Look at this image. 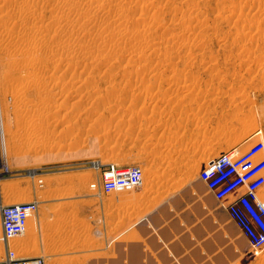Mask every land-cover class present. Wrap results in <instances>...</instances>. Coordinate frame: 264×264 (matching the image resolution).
<instances>
[{"label": "rangeland", "instance_id": "rangeland-1", "mask_svg": "<svg viewBox=\"0 0 264 264\" xmlns=\"http://www.w3.org/2000/svg\"><path fill=\"white\" fill-rule=\"evenodd\" d=\"M221 154L264 202V0H0V204L37 203L18 255L264 264L198 180Z\"/></svg>", "mask_w": 264, "mask_h": 264}, {"label": "built area", "instance_id": "built-area-1", "mask_svg": "<svg viewBox=\"0 0 264 264\" xmlns=\"http://www.w3.org/2000/svg\"><path fill=\"white\" fill-rule=\"evenodd\" d=\"M240 163L232 154H221L205 164L198 180L213 194L251 248L258 249L264 246V202L256 193V184L248 182L252 172H246ZM141 179L138 167L127 168L123 174L111 168L101 177L99 189L110 194L136 188ZM36 213L37 203L0 204V243L4 250L0 264L41 263L39 258L18 255L9 243L25 233L30 216Z\"/></svg>", "mask_w": 264, "mask_h": 264}, {"label": "crops", "instance_id": "crops-1", "mask_svg": "<svg viewBox=\"0 0 264 264\" xmlns=\"http://www.w3.org/2000/svg\"><path fill=\"white\" fill-rule=\"evenodd\" d=\"M222 245H223L222 243H221V244H218L219 247L222 246ZM126 247H127L126 245L122 244V245H121V252H122L123 249L126 248ZM212 253H213V252H212Z\"/></svg>", "mask_w": 264, "mask_h": 264}, {"label": "bare ground", "instance_id": "bare-ground-1", "mask_svg": "<svg viewBox=\"0 0 264 264\" xmlns=\"http://www.w3.org/2000/svg\"><path fill=\"white\" fill-rule=\"evenodd\" d=\"M2 137V136H1ZM5 152H7V150L5 151ZM8 161V160H7ZM8 164V163H7ZM32 174H34L33 172H29L27 175L29 176H32ZM2 179V177L0 176V180ZM212 253V252H211Z\"/></svg>", "mask_w": 264, "mask_h": 264}]
</instances>
